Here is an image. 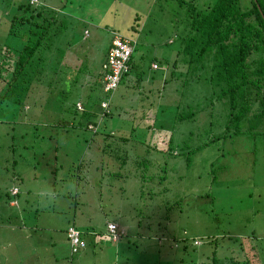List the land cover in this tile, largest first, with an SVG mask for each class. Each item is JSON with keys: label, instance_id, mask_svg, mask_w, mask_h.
<instances>
[{"label": "rangeland", "instance_id": "1", "mask_svg": "<svg viewBox=\"0 0 264 264\" xmlns=\"http://www.w3.org/2000/svg\"><path fill=\"white\" fill-rule=\"evenodd\" d=\"M48 1L61 22L48 37V61L65 55L61 67H88L79 79H91L116 31L138 38L134 80L110 95L99 83L84 89L113 112L94 133L57 128L82 119L73 112L79 92L61 91L71 70L48 73L42 98L29 92L18 103L2 98L11 74L0 72V264H203L213 256L264 264V135L236 123L228 129L229 104H208L193 73H180L182 61L166 71L151 67L156 57L175 60L190 27L186 7L176 0ZM195 1L201 9L215 0ZM16 42L0 23V47ZM195 109L194 119H180ZM12 186L21 206L9 210ZM109 222L119 227L117 244L106 234ZM67 226L87 243L77 254H70Z\"/></svg>", "mask_w": 264, "mask_h": 264}, {"label": "trees", "instance_id": "2", "mask_svg": "<svg viewBox=\"0 0 264 264\" xmlns=\"http://www.w3.org/2000/svg\"><path fill=\"white\" fill-rule=\"evenodd\" d=\"M176 1L187 9L191 18L189 30L181 37L175 60L170 64L167 60L162 63L156 57L153 61L157 66L153 69L166 71L171 64L175 66L176 60L182 61L185 70L180 73H193V84L201 82L205 93L203 98L208 100V104L217 100L229 104L228 129L231 124L236 123L240 130L242 127L260 129L261 135H264V129H261L264 125V0H249L250 6L246 8L241 6V0H215L201 9L197 7L195 0ZM50 3L55 2L17 0L16 4L13 2V6L4 2L2 4V0L0 2V23L5 24L8 34L18 40L14 44L3 43L0 47V72L9 71L11 74L10 79L3 80L6 81L1 92L4 100L10 98L18 103L29 92L32 95L39 93L42 98L41 90L48 73L67 66H60L64 55L60 60L52 59L51 62L46 56L47 42L50 40L48 37L56 35L58 32L54 33V28L61 25L54 15L57 9L50 8ZM7 8V13H3ZM115 33L118 32L113 31V37ZM132 64L131 58L129 69L123 75L119 87L125 75L130 72ZM83 68L84 66L70 69V75L64 81L65 87L61 90L64 92L76 88L75 91L79 92L73 112L81 113L82 119L78 122L63 120L58 123L57 128H80L98 133L101 118H112L113 112L110 111L109 101L95 97L92 92L84 94V89L93 88L96 82L79 79V75L83 78L82 71L88 69ZM106 72L103 70L99 74L97 84L105 94L110 95L113 91H105L103 80L101 83ZM152 78L158 80L154 76ZM182 82H186V79ZM196 102L200 104L199 101ZM98 108H102L103 112ZM195 115L196 109L190 114L181 113L179 117L181 120H192ZM104 134L107 138L111 137L110 133ZM9 194L8 190L7 196ZM183 241L186 242L185 239ZM177 248L187 251L188 245L180 243ZM243 260L245 259L224 260L213 256L203 264H249L247 260Z\"/></svg>", "mask_w": 264, "mask_h": 264}, {"label": "built area", "instance_id": "3", "mask_svg": "<svg viewBox=\"0 0 264 264\" xmlns=\"http://www.w3.org/2000/svg\"><path fill=\"white\" fill-rule=\"evenodd\" d=\"M134 47L135 41L133 39L115 33L112 45L107 53L106 63L104 65L107 70L104 78L105 91H114L119 86L123 74L129 69V62L131 60ZM156 66L157 65L154 64V67ZM15 192H17V188L13 189V193ZM66 232L72 253H77L86 247L85 240L81 238V233L75 226H69ZM108 234L110 238L112 237V240H116L118 238V226L115 223H110L108 225ZM195 244H199V241L195 240Z\"/></svg>", "mask_w": 264, "mask_h": 264}, {"label": "crops", "instance_id": "4", "mask_svg": "<svg viewBox=\"0 0 264 264\" xmlns=\"http://www.w3.org/2000/svg\"><path fill=\"white\" fill-rule=\"evenodd\" d=\"M153 2H155V0H153ZM138 30V29H137ZM136 30V31H137ZM112 34H113V31H112ZM134 38V37H133ZM135 39H137L138 40V38L136 37ZM135 50H136V47H135ZM80 54H82V55H86L85 53H83V51L82 50H79V52H78V57H80ZM65 56V55H64ZM134 56V55H133ZM133 56H132V60H133ZM63 61V60H62ZM154 63H156L155 61H152V63H151V67L152 68H154ZM63 65V64H62ZM131 69H130V72L128 73V75H125V77H124V79L123 80H125L126 78H128L129 79V81L132 83V81L134 80L133 79V76H130L131 75V70H132V68H133V64L131 65V67H130ZM65 69H67V70H70L71 68H68V67H64V70ZM63 70V71H64ZM102 71H103V62H102V64L100 65V67H99V69L97 68V66H96V69H94L93 71H91L92 72V77H91V81L93 80V81H95L96 82V84H97V80H98V76H99V74H102ZM90 72V73H91ZM65 79L66 78H64V81H65ZM102 80L103 79H101V83H102ZM123 80H122V82H123ZM121 82V83H122ZM158 80L156 81V83L158 84ZM56 172V169H54L53 171H52V173H55ZM35 176V178H37V176L36 175H34ZM55 178V177H54ZM13 188H17L18 189V191H17V193L16 194H13L12 192H11V189H13ZM9 190V195H8V199H9V202L7 203L8 204V206H9V210L11 209V208H14V207H20L21 205V202L20 201H18V199H12L11 198V195H16V196H18L19 195V193H20V189L18 188V187H16V186H12L11 188H9L8 189ZM25 201H26V199H24ZM19 215H21V214H19ZM8 216V218L10 219L11 217H10V215H7ZM21 216H23V215H21ZM9 223H12V222H9ZM109 223H114V222H109ZM42 228H48V227H42ZM67 228H68V226H67ZM67 228H66V230H67ZM66 230H65V235H66ZM106 234H108V233H106ZM108 236H109V234H108ZM66 237H68L67 235H66ZM109 238H110V236H109ZM122 239V238H121ZM120 239V240H121ZM92 240L94 241V240H96L95 239V237H93L92 238ZM110 240H111V242H114V243H118L119 241H115V240H112L111 238H110ZM123 240V239H122ZM121 248L123 247V246H120ZM71 248V247H70ZM119 248V247H118ZM71 250V249H70ZM70 254H71V252H70ZM55 262H59V261H55ZM80 262V264H83V263H85V261H78V263Z\"/></svg>", "mask_w": 264, "mask_h": 264}, {"label": "clouds", "instance_id": "5", "mask_svg": "<svg viewBox=\"0 0 264 264\" xmlns=\"http://www.w3.org/2000/svg\"><path fill=\"white\" fill-rule=\"evenodd\" d=\"M119 34V33H118ZM122 35V34H121ZM123 36H126V35H123ZM126 37H128V38H131V39H133L134 41H135V47H136V45H137V40L135 39V38H133V37H129V36H126ZM135 47H134V51H135ZM109 50V49H108ZM134 51H133V53H134ZM132 53V54H133ZM131 58H132V56H131ZM106 60H107V57H106ZM105 63H106V61L103 63V70H105V71H107L106 69H105V67H104V65H105ZM124 74H126V72L124 73ZM123 74V75H124ZM106 75V74H105ZM105 75H104V77H103V88H104V78H105ZM123 77V76H122ZM122 79V78H121ZM119 87V86H118ZM117 87V88H118ZM115 91V90H114ZM15 189V188H14ZM17 191H18V189H17ZM12 193H13V189H12ZM17 192H15V193H13V194H16ZM201 244V242L199 243V245Z\"/></svg>", "mask_w": 264, "mask_h": 264}]
</instances>
